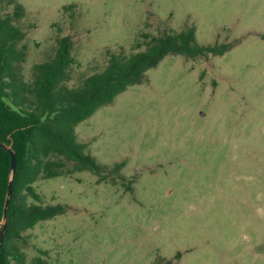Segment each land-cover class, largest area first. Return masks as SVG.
Segmentation results:
<instances>
[{
	"label": "rangeland",
	"instance_id": "rangeland-1",
	"mask_svg": "<svg viewBox=\"0 0 264 264\" xmlns=\"http://www.w3.org/2000/svg\"><path fill=\"white\" fill-rule=\"evenodd\" d=\"M18 1L26 81L63 36L71 87L111 54L144 50L145 34L195 26L200 43L230 44L222 55H167L76 126L108 177L34 183L30 203L65 208L23 233L26 264H264V0ZM13 7L0 0V15Z\"/></svg>",
	"mask_w": 264,
	"mask_h": 264
},
{
	"label": "trees",
	"instance_id": "trees-1",
	"mask_svg": "<svg viewBox=\"0 0 264 264\" xmlns=\"http://www.w3.org/2000/svg\"><path fill=\"white\" fill-rule=\"evenodd\" d=\"M12 12L0 15V221L10 180L11 152L17 157L13 193L8 207V221L3 240L0 235V264H26V253L19 244L23 233L40 220L64 211L63 204L43 206L30 203L40 199L34 183L64 173L93 170L105 180L106 164L85 151L77 139L76 126L100 107L110 104L128 87L143 81L147 71L169 54L190 58L222 55L229 43L205 45L199 42L195 26L150 38L144 50L130 55L111 54L106 67L87 76L79 86L71 87L74 57L68 36L58 38L54 56L33 65V79L26 81L23 62L27 58L26 32L17 24L25 14L18 0ZM75 4L64 5L73 11ZM66 160L74 161L66 169ZM117 163L113 171H119ZM3 227V223L0 228ZM169 260L165 263L171 264Z\"/></svg>",
	"mask_w": 264,
	"mask_h": 264
},
{
	"label": "water",
	"instance_id": "water-1",
	"mask_svg": "<svg viewBox=\"0 0 264 264\" xmlns=\"http://www.w3.org/2000/svg\"><path fill=\"white\" fill-rule=\"evenodd\" d=\"M4 147V144L1 143L0 141V148ZM16 167H17V157H16V153L14 151L11 152V166H10V180H9V184H8V192L6 195V199H5V204H4V209H3V216H2V223H3V227L1 229L0 235H1V241L3 240L4 237V233L6 230V226H7V221H8V207L10 204V197L13 193V180H14V175L16 172Z\"/></svg>",
	"mask_w": 264,
	"mask_h": 264
}]
</instances>
